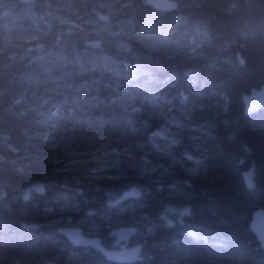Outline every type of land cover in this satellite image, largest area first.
I'll return each instance as SVG.
<instances>
[{
    "label": "trees",
    "instance_id": "16d2710c",
    "mask_svg": "<svg viewBox=\"0 0 264 264\" xmlns=\"http://www.w3.org/2000/svg\"><path fill=\"white\" fill-rule=\"evenodd\" d=\"M174 1L159 11L147 0H49L59 17L50 40L99 41L95 52L132 69L124 83L134 104L107 71L82 78L83 96H99L76 109L83 123L64 118L67 108L43 123L72 94L25 83L28 45H0V264H119L70 243L49 224L58 216L84 234L93 226L86 235L111 249L121 242L110 232L134 226L143 260L131 264H264L249 228L264 209V105L246 114L242 102L264 84V0ZM5 7L17 15L20 0H0ZM156 97L190 127L156 135L165 121L144 113ZM130 116L134 131L120 133L116 122Z\"/></svg>",
    "mask_w": 264,
    "mask_h": 264
},
{
    "label": "clouds",
    "instance_id": "9594fccd",
    "mask_svg": "<svg viewBox=\"0 0 264 264\" xmlns=\"http://www.w3.org/2000/svg\"><path fill=\"white\" fill-rule=\"evenodd\" d=\"M57 19L59 17L49 0H20L19 12L14 16L8 8L0 9V45L5 48L28 45L23 48L20 56L21 61H27L26 71L22 73L25 83L37 87L52 86L53 90L66 87L72 94L70 101L65 97L63 101L53 103L47 113H42L43 123L47 124L65 108L67 116L64 118L83 123L86 121H81L76 115V109L86 102L82 93L86 90L88 81L82 78L91 72H111L113 69L107 58L102 59L96 55L94 49L101 47L99 41L93 43L85 39L84 48L76 49L59 33L55 40H50L52 21ZM11 58H16L15 52ZM78 78L80 82L75 83Z\"/></svg>",
    "mask_w": 264,
    "mask_h": 264
},
{
    "label": "water",
    "instance_id": "95a60500",
    "mask_svg": "<svg viewBox=\"0 0 264 264\" xmlns=\"http://www.w3.org/2000/svg\"><path fill=\"white\" fill-rule=\"evenodd\" d=\"M147 2L159 11H173L176 8L174 0H147ZM246 114H253L259 111L264 105V84L258 88H252L248 93L242 96ZM159 137H163V133L158 131L155 133ZM264 213V209L254 211L251 217L249 228L257 237L264 256V233L260 230L259 214ZM58 233L67 238V240L75 246L90 248L100 251L105 260L119 264H131L143 260L140 245H132L123 249L106 248L100 238L90 237L84 234L83 230L78 226H62L58 228ZM110 234L116 236L118 241L123 243L136 235L134 226H121L114 228ZM16 264V263H12ZM47 264H57L49 262Z\"/></svg>",
    "mask_w": 264,
    "mask_h": 264
},
{
    "label": "rangeland",
    "instance_id": "374dc122",
    "mask_svg": "<svg viewBox=\"0 0 264 264\" xmlns=\"http://www.w3.org/2000/svg\"><path fill=\"white\" fill-rule=\"evenodd\" d=\"M95 53L98 57H100L102 59L107 58L103 54H99L98 52H95ZM107 59L109 60V58H107ZM122 65H123L122 61H110V67L113 69V71H111V72L107 71L110 74V78H109L110 82L109 83H110V85L114 86V88H116V91L118 90L117 91L118 93L124 94L126 97H128L129 98L128 103L132 104L134 102L133 97L135 95L131 92V90L129 88H127L129 85L124 83V81H128V80L133 79L132 69H130L128 67H122ZM123 87H124V89H121ZM87 94H90V95L84 96V99L86 100V102L82 103V104H86V105L93 106V107L96 104H98L99 96H97L95 94L91 95V93H87ZM168 104H169L168 101L167 100L165 101V99H160L158 97L151 98V99H149V101L146 103V105L144 107V113L148 118H158V119L161 118L162 120H164L165 123H163L158 129L160 132H162L164 134V137L171 138V136L175 132V129L170 127V126H176V128H185V127L188 128V127H190V125L187 121H180L178 119H175L173 114L170 113V110L167 109ZM138 108H140V107L138 106ZM134 122H135V119L130 116V117H124V119L118 120L115 125L117 127V130H119L120 133H126L129 129L131 132H133L134 131V128H133ZM141 147H143L142 144H141ZM129 149H130L129 147L123 148V150L125 152L129 151ZM161 152H163L164 157H171L168 152L162 151V150H161ZM171 161L173 163L181 164L183 167H187V169L189 171H193V169L190 168L189 166H186L185 163H182L173 157H172ZM104 170H105V168L101 167L98 169H94L93 173H95L97 175H101L104 172ZM70 208L71 207L66 203V204L60 205V206L55 207V208L54 207L45 208L43 213H44V215L60 214V213L64 212L67 209H70ZM176 214H179L178 211H176ZM70 222H71V218H68L65 220L63 218V216H58L57 218L50 221L49 224L50 225H58L59 227L72 226V225H70ZM89 228H90L89 230H91V231H85V235L86 234L91 235V234L95 233V228L93 226H90ZM120 244H121V247L119 249H123L125 247H131L132 246V244L130 243V240L123 242V243H120ZM133 245H135V244H133ZM113 249H117V248H113ZM12 263L20 264L17 259H15L14 261H12L9 264H12Z\"/></svg>",
    "mask_w": 264,
    "mask_h": 264
},
{
    "label": "snow or ice",
    "instance_id": "6c2138e0",
    "mask_svg": "<svg viewBox=\"0 0 264 264\" xmlns=\"http://www.w3.org/2000/svg\"><path fill=\"white\" fill-rule=\"evenodd\" d=\"M260 230L264 233V213L259 214Z\"/></svg>",
    "mask_w": 264,
    "mask_h": 264
}]
</instances>
